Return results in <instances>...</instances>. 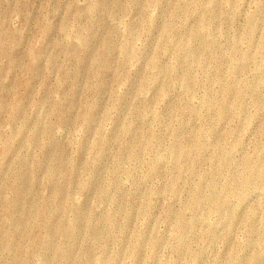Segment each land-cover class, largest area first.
Segmentation results:
<instances>
[{
	"label": "rangeland",
	"instance_id": "1",
	"mask_svg": "<svg viewBox=\"0 0 264 264\" xmlns=\"http://www.w3.org/2000/svg\"><path fill=\"white\" fill-rule=\"evenodd\" d=\"M0 264H264V0H0Z\"/></svg>",
	"mask_w": 264,
	"mask_h": 264
},
{
	"label": "bare ground",
	"instance_id": "2",
	"mask_svg": "<svg viewBox=\"0 0 264 264\" xmlns=\"http://www.w3.org/2000/svg\"><path fill=\"white\" fill-rule=\"evenodd\" d=\"M57 226V225H56ZM57 228H58V226H57ZM67 230V229H66ZM70 252V251H69ZM64 255V254H63ZM66 258V257H65Z\"/></svg>",
	"mask_w": 264,
	"mask_h": 264
}]
</instances>
